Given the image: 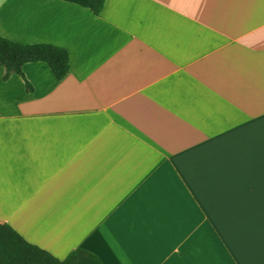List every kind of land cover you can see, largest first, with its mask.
Here are the masks:
<instances>
[{
	"label": "crops",
	"instance_id": "crops-1",
	"mask_svg": "<svg viewBox=\"0 0 264 264\" xmlns=\"http://www.w3.org/2000/svg\"><path fill=\"white\" fill-rule=\"evenodd\" d=\"M0 36L71 64L0 65L1 223L60 260L264 264V0H4Z\"/></svg>",
	"mask_w": 264,
	"mask_h": 264
},
{
	"label": "trees",
	"instance_id": "trees-1",
	"mask_svg": "<svg viewBox=\"0 0 264 264\" xmlns=\"http://www.w3.org/2000/svg\"><path fill=\"white\" fill-rule=\"evenodd\" d=\"M89 8L100 15L105 0H63ZM45 63L58 80L65 79L71 70L67 49L52 44H21L0 36V65L4 69L3 80L12 75L25 79L23 68L27 63ZM27 89L32 90L26 82ZM0 264H103L95 254L84 249L71 252L64 260L29 243L13 227L0 222Z\"/></svg>",
	"mask_w": 264,
	"mask_h": 264
},
{
	"label": "rangeland",
	"instance_id": "rangeland-1",
	"mask_svg": "<svg viewBox=\"0 0 264 264\" xmlns=\"http://www.w3.org/2000/svg\"><path fill=\"white\" fill-rule=\"evenodd\" d=\"M4 0H0V4L3 2Z\"/></svg>",
	"mask_w": 264,
	"mask_h": 264
}]
</instances>
